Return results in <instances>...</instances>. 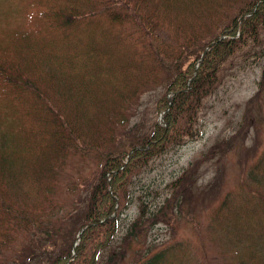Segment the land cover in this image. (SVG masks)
I'll use <instances>...</instances> for the list:
<instances>
[{
    "label": "trees",
    "instance_id": "obj_1",
    "mask_svg": "<svg viewBox=\"0 0 264 264\" xmlns=\"http://www.w3.org/2000/svg\"><path fill=\"white\" fill-rule=\"evenodd\" d=\"M102 1L99 11L107 15L113 28L118 24H130L138 31L129 28L123 30L127 34L123 36L119 33L116 37L108 30V34H101V39L95 36L87 44L96 53H90L91 59L98 57L102 45L110 43L118 54L108 69L109 85L102 93L105 101L96 106L98 110L81 106L87 102V95L81 93L86 88L78 85L88 86L86 77L81 74L75 85L74 82L73 86L67 82L63 87L65 92L55 91L51 96L31 80L24 81L17 69L11 68V71L6 64H0L2 87L9 88L11 95H16L24 105L30 104L31 90L30 97L33 102L37 100L42 110L39 117L41 122L45 121L41 129L45 149L40 158L41 164L51 156L58 158L59 163L63 160V151L77 154L82 148L95 151L99 161L98 167L83 179L81 195L61 215L58 213L60 209L47 198L39 205L28 206L27 199L35 197L32 190L39 180L38 175L33 177L29 172L31 168L27 176L26 169L16 162V166L12 162L0 165V182L9 186L0 188V197L4 198V192H9L7 197L13 202V206L2 202L6 209L0 212V246L6 247V250L0 249V264H184L177 258L176 244L164 248L166 243H163L160 247L155 245L137 250L132 244L141 240L149 229L161 221L173 222L176 212L182 210L186 203L191 209L193 207L194 212L197 211L200 195L203 194L202 199L206 201L214 194L212 189L217 188L218 182H213L197 192L192 189L194 180L191 175L189 180L186 179V175L197 172L196 165L172 182L168 196L154 208H148V204L133 190L135 178L146 172V166L154 157L165 154L166 149L182 146L187 136L195 135L202 102L221 83V69L226 61L235 59L239 49L247 45L248 50L243 52L245 55L251 52L264 55V0ZM97 6L98 2L93 8ZM75 11H54L52 26L65 28L82 19L84 15ZM172 24L177 44L158 41L161 36L158 28ZM128 32L132 39L136 33V43H133L135 40L129 41ZM123 41L132 43L135 50L132 52ZM211 42L215 44L195 75L197 60ZM78 53L72 59L75 64L80 61ZM130 61L143 66L142 78V68L140 71L133 69ZM161 74L166 93L173 94L171 101L166 97L158 102L160 113H164L163 123L154 121L148 127L138 121L132 124L140 83L152 87L156 84L155 77ZM260 79L259 91L248 100L245 122L231 137L235 143L240 138L245 139L256 118L251 110L264 115L260 101L264 71ZM18 90H25L26 96ZM51 97L59 100L58 106ZM28 108V114L34 108L38 119V105L30 104ZM27 121L26 117L25 125ZM29 154L31 157L37 154V145ZM262 154L257 166H253L248 173L254 186L243 182L245 187L240 185L239 198L247 201L242 205L244 216L250 218L254 215L264 226V152ZM248 159L249 155L241 157L243 164ZM108 173L112 177L111 183L108 182ZM40 178L43 183V177ZM44 186L49 187L47 184ZM75 188H69V191H77ZM135 198L139 199V214L125 226L122 214L128 203L136 202L133 201ZM223 206L227 207L228 213L237 210L233 198L231 203L227 201ZM45 208L51 209L47 215L43 212ZM220 218L221 215L214 219ZM218 221H214L212 227ZM4 226L16 229H10L14 232L25 230L29 236L25 242L16 245V239ZM84 227L87 228L82 239L74 248L76 235Z\"/></svg>",
    "mask_w": 264,
    "mask_h": 264
},
{
    "label": "rangeland",
    "instance_id": "obj_2",
    "mask_svg": "<svg viewBox=\"0 0 264 264\" xmlns=\"http://www.w3.org/2000/svg\"><path fill=\"white\" fill-rule=\"evenodd\" d=\"M101 1L98 0V6L93 8L97 3L95 0H0V64L17 69L24 81L31 80L51 96L55 91L65 92L63 87L67 82L72 86L74 82L75 85L81 74L88 82V86L78 85L86 88L81 93L87 95V102L81 106L98 110L96 106L105 101L102 93L109 85L108 69L118 54L110 43L102 45L98 57L91 59L90 53H96L87 44L95 36L101 39V34H108V30L116 37L119 33L123 36L127 34L123 30L129 28L138 31L130 24H118L113 28L107 15L99 11ZM59 10H76L75 13L84 16L69 27H53L51 15ZM158 31L161 35L158 41L177 44L173 24L162 26ZM134 34L132 39L133 36L128 32L129 41L135 40L133 43H136L138 36ZM125 43L132 52L135 50L132 43ZM247 47H241L235 59L223 65L221 83L213 94L203 100L198 112L195 136H187L183 146L166 149L165 154L154 157L146 166V172L135 178L134 189L131 187L148 204V208H154L168 196L172 182L184 175V171H190L191 166L195 168L198 165L197 172L186 175V179L189 180L191 175L194 180L192 189L197 192L213 182H218V189L213 188L214 194L206 201L202 199L203 194L200 195L197 211L194 212L193 207L191 209L186 203L182 210L176 212L173 222L161 221L149 229L141 240L134 241L132 245L135 250L155 245L160 247L163 243H166L164 248L176 244L177 258L184 264H264V226L254 215L250 218L244 216L242 205L247 201L239 198L240 185L245 187L243 182L254 186L248 173L253 166H257L264 152V115L251 110L256 118L247 130L245 139L240 138L236 143L231 140L245 122L248 100L259 91L264 71V55L254 52L245 55L243 52L248 50ZM77 53L80 61L75 64L72 59ZM129 63L133 69L142 68V71L139 70L142 78L143 66L131 61ZM162 78V74L157 75L156 84L152 87L140 83L132 124L138 121L148 127L154 121L163 119L158 102L166 97L172 98L173 94L166 93ZM2 83L0 79V165L12 162L16 166V162L26 169L27 176L31 168L29 172L33 177L38 175L39 180L32 190L35 197L27 199L28 206L39 205L47 198L60 209L58 213L61 215L81 195L83 179L98 167L95 151L88 148H82L77 154L63 151L64 157L59 163L58 158L51 156L41 164L40 158L45 149L41 129L45 121H40L42 110L39 103L37 100L33 102L30 90L28 100L31 106L38 105L37 119L34 108L28 114L30 104L24 105L16 95H11L9 88L2 87ZM18 92L26 96L25 90ZM50 99L55 100L52 97ZM260 101L264 110V88ZM54 104L58 106L59 100L56 99ZM26 117L28 121L25 125ZM35 145L37 154L31 157L29 152L32 154ZM244 155H249L245 164L241 161ZM40 177H43V183ZM43 184L49 187L45 188ZM2 187L9 186L0 182ZM72 187H76L77 191H69ZM8 193L4 192V198L0 197V212L6 209L3 201L13 206L12 200L7 197ZM232 198L236 201L237 210L228 213L227 207L223 205L227 201L231 203ZM137 200L135 198V203H128L121 217L125 226L139 214ZM10 210L14 213L12 208ZM50 210L45 208L43 212L47 215ZM219 215L220 219H214ZM216 220L219 221L212 227ZM12 230L8 233L14 236L16 245L27 240L28 232ZM0 249L6 250V247L0 246Z\"/></svg>",
    "mask_w": 264,
    "mask_h": 264
},
{
    "label": "water",
    "instance_id": "obj_3",
    "mask_svg": "<svg viewBox=\"0 0 264 264\" xmlns=\"http://www.w3.org/2000/svg\"><path fill=\"white\" fill-rule=\"evenodd\" d=\"M213 46V43H211V44H209L204 50V53H203V55H202V57H201V59L199 60V61H202L203 59H204V57H205V55L207 54V52L209 51V49L211 48ZM83 232V230H81L80 231V233H79V236L81 235V233ZM81 237V236H80Z\"/></svg>",
    "mask_w": 264,
    "mask_h": 264
}]
</instances>
